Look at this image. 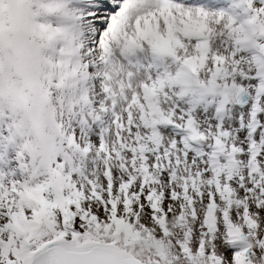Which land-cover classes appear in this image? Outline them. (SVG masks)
I'll use <instances>...</instances> for the list:
<instances>
[{"label": "snow or ice", "instance_id": "6c2138e0", "mask_svg": "<svg viewBox=\"0 0 264 264\" xmlns=\"http://www.w3.org/2000/svg\"><path fill=\"white\" fill-rule=\"evenodd\" d=\"M0 0V264H264V0Z\"/></svg>", "mask_w": 264, "mask_h": 264}, {"label": "bare ground", "instance_id": "6f19581e", "mask_svg": "<svg viewBox=\"0 0 264 264\" xmlns=\"http://www.w3.org/2000/svg\"><path fill=\"white\" fill-rule=\"evenodd\" d=\"M198 2H206V0H198ZM229 2V1H228ZM228 2H222L221 4H218L216 6H227Z\"/></svg>", "mask_w": 264, "mask_h": 264}, {"label": "rangeland", "instance_id": "374dc122", "mask_svg": "<svg viewBox=\"0 0 264 264\" xmlns=\"http://www.w3.org/2000/svg\"><path fill=\"white\" fill-rule=\"evenodd\" d=\"M229 0H223V2H228Z\"/></svg>", "mask_w": 264, "mask_h": 264}]
</instances>
